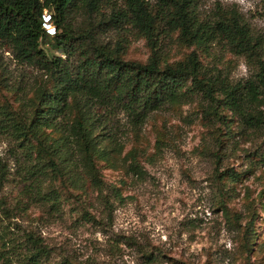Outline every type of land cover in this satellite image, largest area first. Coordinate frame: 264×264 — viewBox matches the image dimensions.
Instances as JSON below:
<instances>
[{
  "label": "rangeland",
  "instance_id": "374dc122",
  "mask_svg": "<svg viewBox=\"0 0 264 264\" xmlns=\"http://www.w3.org/2000/svg\"><path fill=\"white\" fill-rule=\"evenodd\" d=\"M128 1L67 0L63 23L102 24L99 40L125 60L145 62L154 42L162 63L195 51L200 75L234 85L252 76L254 66L212 30L230 13L260 42L264 60V0H196L193 41L199 47L168 29L161 0H141L149 25ZM45 32L41 48L50 56L53 34ZM107 77H92V92ZM56 90L48 75L19 63L0 44V264H264V129L246 128L226 110L219 119L200 95L142 112L138 128L119 113L110 118L111 137L92 131V137L101 133L95 139L105 153L94 157V178L77 121L92 129L104 114L81 107L80 96L71 93L56 105V122L42 128L40 138L58 151L54 159L67 166L72 189L45 166L50 155L33 137L24 138L18 121L34 115L41 94ZM28 235L41 239L46 255L30 257Z\"/></svg>",
  "mask_w": 264,
  "mask_h": 264
},
{
  "label": "trees",
  "instance_id": "16d2710c",
  "mask_svg": "<svg viewBox=\"0 0 264 264\" xmlns=\"http://www.w3.org/2000/svg\"><path fill=\"white\" fill-rule=\"evenodd\" d=\"M66 1L0 0V44L7 46L19 63L43 71L57 89L52 93L41 94L34 115L29 120L19 117L18 121L24 138L33 137L39 149L50 155L45 166L58 173L62 182L68 184L67 187L75 189L74 181L68 176L67 166L54 159L58 151L52 150L40 138V132L42 128L54 126L59 113L56 105L71 93L80 96L81 107L99 109L104 114V118L97 121L92 129L83 120L77 121L89 162V172L94 178L99 175L94 157L104 156L105 153L97 149L98 141L95 138L101 133L92 137V131L102 130L104 136L111 137L113 132L108 128L111 125L109 121L119 113L127 114L132 128H138V117L142 112L153 111L165 103H173L184 97L200 95L207 102L206 111L219 115V119L226 118L222 113L226 110L239 118L246 128L264 129V108L260 109L264 107L260 101H264V60L259 49L261 44L252 37L239 15L223 13L212 29L217 36H222L227 43L235 46L238 53L253 60L252 76L230 85L200 75L195 51L190 52L185 60L162 63L157 42H154L149 46L150 54L145 62L123 59L119 50H113L99 40L98 33L102 24L94 22L71 27L63 23ZM161 1L169 15L168 29L177 30L185 42L199 47L200 42L193 41L199 30H193L195 22L192 13L196 0ZM128 5L129 10L143 24L149 25V14L141 0H129ZM45 10L50 12L54 24L52 40L55 53L50 56L41 48V41L48 35L42 26ZM208 24L205 23V26ZM105 75L108 77L103 87L92 92L90 87L93 78L98 81ZM81 78L86 85L80 81ZM68 158L61 160L68 161ZM228 172L229 176L238 177V173L233 170ZM3 180L4 175L0 172V184ZM245 238L244 244L249 250L252 242L249 237ZM27 239L32 241L34 247L30 256L32 259L37 260L39 256L47 254L41 239H34L30 235ZM64 264L75 263L66 260Z\"/></svg>",
  "mask_w": 264,
  "mask_h": 264
},
{
  "label": "built area",
  "instance_id": "2783aa9c",
  "mask_svg": "<svg viewBox=\"0 0 264 264\" xmlns=\"http://www.w3.org/2000/svg\"><path fill=\"white\" fill-rule=\"evenodd\" d=\"M43 18H44V25H45V29L48 33L52 34L54 32V27L51 26V24L49 23L50 22V16L49 15H46L44 14L43 15Z\"/></svg>",
  "mask_w": 264,
  "mask_h": 264
},
{
  "label": "clouds",
  "instance_id": "9594fccd",
  "mask_svg": "<svg viewBox=\"0 0 264 264\" xmlns=\"http://www.w3.org/2000/svg\"><path fill=\"white\" fill-rule=\"evenodd\" d=\"M44 15V14H43ZM42 18H43V16H42ZM50 19V18H49ZM43 21H44V18H43ZM50 23V22H49ZM51 24V23H50ZM43 25H44V22H43ZM44 28H45V25L43 26ZM54 33V32H53Z\"/></svg>",
  "mask_w": 264,
  "mask_h": 264
}]
</instances>
